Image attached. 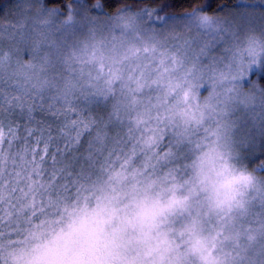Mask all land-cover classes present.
Segmentation results:
<instances>
[{
    "label": "clouds",
    "instance_id": "1",
    "mask_svg": "<svg viewBox=\"0 0 264 264\" xmlns=\"http://www.w3.org/2000/svg\"><path fill=\"white\" fill-rule=\"evenodd\" d=\"M98 3L102 11L93 13ZM154 4L91 0L77 13L70 0H19L14 14L0 21V95L17 101L15 119L22 121L19 134L0 144V187L5 193L24 187L34 171L46 182L43 207L37 196L26 219L0 220V264H39L36 257L67 227L70 213L91 212L101 189L112 190V174L125 160L129 172L143 175L136 193L131 181L116 185L117 193H128L119 207L131 208L134 195L149 203L173 196L185 201L163 224L178 245L180 264H264V240L249 248L248 238H256L264 219V170L255 162L264 142V86L259 78L253 86L244 71L250 41L262 46L251 62L264 58V26L233 25L210 35L183 24L157 28L133 15ZM196 7L193 0L191 10ZM70 16L72 27L65 29ZM53 19L54 27L42 29ZM85 120L91 125L86 133ZM37 127L46 137H60L54 143L76 158L70 181L51 179L59 174L51 160L31 165L39 136L28 129ZM153 134L157 143L147 146ZM17 179L24 185H15ZM50 191L61 194L67 211L63 203L48 207ZM12 199L21 209L27 203L22 192Z\"/></svg>",
    "mask_w": 264,
    "mask_h": 264
},
{
    "label": "snow or ice",
    "instance_id": "2",
    "mask_svg": "<svg viewBox=\"0 0 264 264\" xmlns=\"http://www.w3.org/2000/svg\"><path fill=\"white\" fill-rule=\"evenodd\" d=\"M76 5V12L79 13L84 8L79 0H70V6ZM165 5L152 6L145 5L138 11H134L133 15L140 22H146L148 25H155L157 28L166 29L170 26L183 24L189 27H196L202 32H207L210 35H217L223 32L225 28L231 29L233 25L236 27H248L251 25V17L247 11H240L236 16L231 18H223L224 23L221 24L219 19H211L209 15L204 14V7L198 6L190 12H183L174 14L166 11ZM102 11V5L96 4L92 11ZM43 12H51L52 16H56L55 9L44 8ZM264 18V12L261 13ZM69 22H62L65 29L72 27ZM56 20L53 19L46 22L42 29H50L54 27ZM262 47L254 41L249 42L248 67L244 69L250 73L254 84L253 77L259 76L264 79V58L259 59L256 63L251 60L255 58L258 49ZM147 54V53H146ZM3 58L0 57V62ZM163 63V61H162ZM255 69V70H253ZM17 101L14 99H5L0 95V144L8 143L9 138L13 137L15 132L19 134V125L22 121L15 119L17 112ZM55 116V112H51ZM75 126L78 121L75 117L69 122ZM91 125L87 120L81 123V128L84 133L88 132ZM261 127L264 129V121H261ZM61 137L66 135L65 129L60 130ZM30 135H38L39 140L35 141V148L32 150V157L30 160L33 168H36V160H51L53 165L59 167V174L55 175L54 181H59L61 177L65 178V182L71 180L74 175L73 160L68 159L65 152H62L61 147L54 142L60 138L57 136L48 135L44 128L37 127L36 129L29 128ZM75 139L79 140L77 135ZM144 143L147 146H152L157 143L155 135L146 137ZM256 150V146H252ZM64 150H68L67 142L63 145ZM260 154L256 157V163L261 170H264V142L259 148ZM171 153H162L167 156ZM65 163L60 165V161ZM128 160L124 161L121 169L112 174L111 179L114 185L111 191L101 189L102 194L97 201V207L91 212L83 211L80 213H70L69 222L65 229H61L56 235L55 242L46 247L36 259L39 264H180V253L178 245L175 240L170 238L167 231L163 229V224L168 215L175 212L177 209L184 207L185 201L179 197L173 196L168 200L154 199L150 203L146 200H140L135 195L132 197L130 204L131 208L125 206L119 207V201L122 195L128 193H117L116 185H125L131 181V191L136 193L141 181L138 179L143 173L133 170L128 171ZM55 171V169H54ZM19 175V174H17ZM39 173L33 172L31 175V183L24 187L12 186L5 193L0 187V220L5 215L9 219L20 220L24 217V212L27 208H35L37 204L36 197L40 196L39 204L43 207L45 205L44 194L46 190V182L37 180ZM81 177H86L88 173L81 167ZM246 180L247 178H241ZM15 185H24V181L17 179ZM151 187V185H147ZM147 188H145V191ZM18 192L23 193L24 201H27L21 206L17 204L15 197ZM64 205V211L68 210V205L59 192H48V207L59 208L61 204ZM244 215L249 216L252 213L248 209H244ZM61 219L63 217H60ZM249 225H253L252 220L246 221ZM261 227L256 229V238L249 235V240L252 243L249 248L255 247L256 239L264 240V219L259 221ZM251 232V228H250ZM239 239V236L236 237ZM206 248V245L201 246V251ZM15 255V254H13ZM260 255L264 256V249H261ZM240 264H243L241 260Z\"/></svg>",
    "mask_w": 264,
    "mask_h": 264
},
{
    "label": "rangeland",
    "instance_id": "3",
    "mask_svg": "<svg viewBox=\"0 0 264 264\" xmlns=\"http://www.w3.org/2000/svg\"><path fill=\"white\" fill-rule=\"evenodd\" d=\"M81 2V0H79ZM85 3V0H82ZM87 1L86 3H90ZM19 3V0H9L5 2L0 8V21L7 20L10 18L15 11L16 5ZM164 5L163 2H155V6ZM191 10V9H190ZM187 10V11H190ZM240 11H247L251 17V25L254 27L264 26V18L261 17V13L264 12V0H234L230 4H224L219 7V9L212 13H207L213 16H219L221 18H231L236 16ZM186 12V11H184ZM95 13V12H93ZM174 14H180L176 12H170ZM258 76L253 77V80H257Z\"/></svg>",
    "mask_w": 264,
    "mask_h": 264
},
{
    "label": "trees",
    "instance_id": "4",
    "mask_svg": "<svg viewBox=\"0 0 264 264\" xmlns=\"http://www.w3.org/2000/svg\"><path fill=\"white\" fill-rule=\"evenodd\" d=\"M7 1L9 0H0V8ZM87 1H91V0H87ZM160 1L163 2L165 6H167L166 11L168 12L180 13V12L190 10L193 7V0H155V2H160ZM233 1L234 0H195L196 6L204 7L205 12L207 13L215 12L219 9L221 5H224V4L228 5L232 3ZM53 2H55V0H53ZM68 2L69 0H65V3H68ZM115 2L116 0H113V3ZM60 6L62 8L64 7L63 4H61ZM259 80H260V84L264 86V79L259 78Z\"/></svg>",
    "mask_w": 264,
    "mask_h": 264
}]
</instances>
